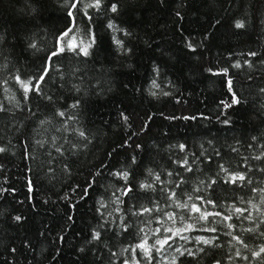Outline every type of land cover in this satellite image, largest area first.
<instances>
[{"label":"trees","instance_id":"16d2710c","mask_svg":"<svg viewBox=\"0 0 264 264\" xmlns=\"http://www.w3.org/2000/svg\"><path fill=\"white\" fill-rule=\"evenodd\" d=\"M95 5L0 0V264H264V0Z\"/></svg>","mask_w":264,"mask_h":264},{"label":"snow or ice","instance_id":"6c2138e0","mask_svg":"<svg viewBox=\"0 0 264 264\" xmlns=\"http://www.w3.org/2000/svg\"><path fill=\"white\" fill-rule=\"evenodd\" d=\"M99 3H100V0H96V5H95V6H98ZM74 6H75V5H73V7H74ZM112 10H113V11L116 10V9H115V6H113V9H112ZM70 15H71V13H70ZM242 26H243V25L240 24V23H237V25H236V27H242ZM69 31H70V30H69ZM65 35H67V33H65ZM70 47H75V45H70ZM61 51H63V49H61ZM82 51L87 55V49H82ZM253 55H254V53H253ZM17 79H18V78H17ZM41 79H43V77H41ZM21 83H22V86L24 87L26 93H27L28 91L32 90V89H30V87H29L30 82H28V83L21 82ZM229 87H231V81H229ZM233 103H238V100L234 99V100H233ZM0 151H3V149H0ZM125 178H126V174H125ZM230 179H231L232 182H235V181H237V180H244L245 177H244L243 175H239V174H237V175H233V176H231ZM145 187H150V185H149V186H145ZM193 207L195 208V206H193ZM195 210H196V211H200L199 208H195ZM237 211H240V210L237 209ZM17 219H19V218H17ZM201 219H207V215L202 214ZM226 219H230V217H226ZM229 227H231V225H229ZM180 231H181L180 229H177V234H178ZM212 231H215V229H212ZM156 243H158V244H160L161 246H163L164 244H167V243H168V240H167V239H165V240H158ZM203 243H205V244H209V243H211V241H210V240H204ZM137 247H139L140 249H142V250L144 251V253H145L146 256H147V255H150V251H151V249L146 245V242L137 245ZM260 252H264V248H261V249H260ZM189 254H191V253H189ZM256 255L259 256L260 253L258 252V253H256ZM173 264H175V261H173Z\"/></svg>","mask_w":264,"mask_h":264}]
</instances>
